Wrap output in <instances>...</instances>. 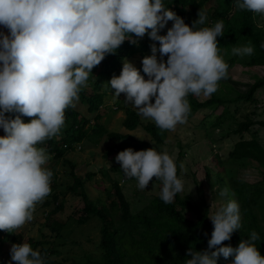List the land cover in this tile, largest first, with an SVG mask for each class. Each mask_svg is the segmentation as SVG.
Masks as SVG:
<instances>
[{
	"label": "clouds",
	"instance_id": "1",
	"mask_svg": "<svg viewBox=\"0 0 264 264\" xmlns=\"http://www.w3.org/2000/svg\"><path fill=\"white\" fill-rule=\"evenodd\" d=\"M233 3L264 17V0ZM197 15L186 24L164 0H0V128L5 133L0 136V230L15 233L33 219L36 205L51 193L54 174L46 166L49 154L40 145L60 133L65 110L75 107L93 68L125 40L136 44L134 37L147 34L158 45L151 44V55L142 58L144 75L124 58L120 74L106 83L115 97L125 94L124 101L161 130L173 131L186 123L190 94L209 97L217 92L219 82L229 75L218 49L223 21L207 25L203 8ZM169 21L172 26L161 35ZM253 53L251 42L232 49L240 57ZM22 117L32 119L25 122ZM115 161L141 191L153 177L160 181V199L166 204L184 190L167 151L129 147ZM179 169L181 175L186 171L183 163ZM218 195L223 202L207 216L213 225L207 249L190 247V258L183 264H217L220 256L232 257L230 264H264L257 232L236 247L223 243L242 222L239 203L229 189ZM13 262L46 264L41 252L24 241L11 245L8 264Z\"/></svg>",
	"mask_w": 264,
	"mask_h": 264
},
{
	"label": "trees",
	"instance_id": "2",
	"mask_svg": "<svg viewBox=\"0 0 264 264\" xmlns=\"http://www.w3.org/2000/svg\"><path fill=\"white\" fill-rule=\"evenodd\" d=\"M164 2L166 7L182 17L185 23L189 25L197 19L196 16L200 8L206 10L208 18H210L211 23L207 25L214 24L216 21H223L224 34L217 38L218 49L220 55L226 58L229 68L236 65L237 61L249 68L264 67V47H261L264 45V26L259 24L260 15L239 10L235 7L233 0H164ZM171 22L169 21L168 24ZM134 39L138 40L136 44L125 40L115 54H108L98 66L94 67L92 71L97 77L89 78L87 86L82 88L79 93V100L89 108L92 114H97L96 119L101 118L98 113L104 106L106 99V94L100 92L102 79L110 80L113 75L118 76L124 58L129 60L137 54L143 58L150 52L152 40L147 34L143 38L134 37ZM249 42L254 46V53L251 56L240 57L232 54L234 47H240ZM239 57L240 59H238ZM140 69L141 74L144 75L142 65ZM145 79H147L146 75ZM225 87L231 88L230 92L217 91L210 96L209 100L204 102L190 94L187 97L191 107L188 116L193 117L201 110L217 107L223 109L220 118L224 120L229 115V105L242 101L254 104L257 102L256 94L264 88V78L255 81L247 93L237 92L235 88L229 85ZM233 93H236L235 97L231 95ZM89 121L73 107L66 109L65 125L59 133H62L64 138L58 140L59 134H57L44 141L40 146H45L47 152L55 159L63 160L69 151L75 150L76 144L81 145L85 140L87 137L86 127L89 125ZM140 123V115L135 110L127 109L125 128L129 131H135L139 128ZM218 124L219 126L222 125L220 121ZM257 124L251 115H247L245 120L238 124L235 133L243 136ZM259 125L264 127V122H260ZM146 129L157 144L163 143L162 135L159 133L160 128L155 124H148ZM95 133L101 137L108 135L112 140H134L133 137L127 136L129 137L127 138L120 134L108 133L100 123H97ZM217 160L218 171L213 176L220 185V190L227 187L231 198L239 203L242 222L241 229L236 230L231 239L223 243L236 247L241 239H247L250 233L255 231L260 237L256 241V246L261 255L264 256V144L257 134H253L252 139H242L235 145L228 161L223 162L219 157ZM242 163L257 168L262 179L251 184L233 177L231 170L237 169ZM68 164L72 167V175L75 181L69 190L77 193L83 189L84 180L76 175L75 167L71 163ZM113 189L116 200H113L109 207L106 205L100 207L86 196L84 197L85 207L79 224H87L91 217L99 218L102 221L101 243L99 245L100 259L94 262L88 258L87 263L183 264L185 259L190 258L187 256V250L190 247L196 251L207 249V241L213 230V225L207 217L210 213L208 210L204 211L189 198L179 193L171 204L164 203L158 196L141 212L134 214L132 206L118 182L114 184ZM55 190V185H53L51 193L47 196V198L52 197L51 201L57 205L53 215L64 209L60 194H57ZM117 209L120 213L119 219L114 217ZM63 229V226L56 225L52 231L61 238ZM30 244L34 250L41 252L45 257L46 264H65L55 259L59 256V252L50 246L48 240L37 242L31 240ZM231 260L232 257L226 260L220 256L217 264H230ZM3 263H5L4 252L0 251V264Z\"/></svg>",
	"mask_w": 264,
	"mask_h": 264
},
{
	"label": "rangeland",
	"instance_id": "3",
	"mask_svg": "<svg viewBox=\"0 0 264 264\" xmlns=\"http://www.w3.org/2000/svg\"><path fill=\"white\" fill-rule=\"evenodd\" d=\"M196 18L198 19V15ZM210 23V18H208L207 24ZM259 24L264 26V17L260 16ZM171 26L172 22L161 30L160 34H165L167 28ZM153 43L158 45V42L152 41L151 44ZM148 55H151V50ZM157 56L159 58V53ZM223 58L226 61L224 56ZM129 61L140 69L142 65L140 54L135 55ZM92 75L90 79L97 77L93 71ZM262 78H264V67L249 68L237 61L236 65L230 66L228 78L221 80L217 91L230 92L231 88L225 87L229 85L235 88L237 92L247 93L254 82ZM102 80L100 92L106 94V99L104 106L98 113L100 119H96L97 114H92L80 100L73 107L80 112L82 117L90 120L86 127L87 137L85 140L81 145L76 144L75 150L69 151L63 160H57L47 152L50 159L46 166L54 174L51 188L55 185V192L60 194L64 209L53 215L57 205L51 201L52 197H46L36 205L33 219L15 230V233L0 230V251L4 252L5 261L3 264H8L10 247L15 241L16 243L24 241L30 244L31 240L35 242L48 240L50 246L59 252V256L55 259L61 263L89 264L87 263L88 258L94 262L99 261L102 221L99 218L91 217L87 224H79L85 207L84 197L86 196L100 207L101 205L109 207L112 201L116 200L113 186L118 182L132 206V212L138 214L150 205L156 197L160 196L161 184L160 181H155V177L149 182L146 190L141 191L137 188V182L134 178L124 176L119 163L115 161V156L126 148L131 147L133 150L139 151L155 147L158 151H167L175 160L179 176L184 181V190L181 195L189 198L204 211L208 210L211 213L223 202V198L218 195L220 185L213 176L218 171L217 157L223 162L228 161L235 145L242 139H252L253 134H257L264 144V127L259 125L260 122H264V88L257 92L255 104L242 101L229 105V115L224 120L220 118L223 109L216 107L201 110L193 117L188 116L186 123L177 125L173 131L160 130L163 143L159 145L146 129L148 124H155L151 119L140 116L141 123L137 130L129 131L125 128L127 109L136 112L137 110L124 101L125 94L122 93L119 98L112 94L106 83L109 79L104 78ZM231 95L235 97L236 93ZM198 98L204 102L209 100L210 96ZM247 115H251V118L258 124L249 133H245L243 136L237 135L235 130ZM22 119L28 122L32 118L22 117ZM219 121L221 126L218 124ZM97 123H100L108 133L133 137L134 140H112L108 135L98 136L95 133ZM2 134L5 133L0 128V136ZM62 138L64 135L61 133L57 139L61 140ZM44 148L46 149L45 146ZM67 162L75 167L76 175L84 180L83 189L77 193L69 190L75 181L72 175V167ZM181 163L186 169L183 175L179 169ZM231 171L232 176L236 179L251 184L262 179L259 170L253 166H248L246 163H242L237 169ZM119 214L117 209L114 215L115 219H119ZM56 225L64 227L61 238L52 231Z\"/></svg>",
	"mask_w": 264,
	"mask_h": 264
},
{
	"label": "built area",
	"instance_id": "4",
	"mask_svg": "<svg viewBox=\"0 0 264 264\" xmlns=\"http://www.w3.org/2000/svg\"><path fill=\"white\" fill-rule=\"evenodd\" d=\"M65 147H67V146H65Z\"/></svg>",
	"mask_w": 264,
	"mask_h": 264
},
{
	"label": "water",
	"instance_id": "5",
	"mask_svg": "<svg viewBox=\"0 0 264 264\" xmlns=\"http://www.w3.org/2000/svg\"><path fill=\"white\" fill-rule=\"evenodd\" d=\"M6 31V30H5Z\"/></svg>",
	"mask_w": 264,
	"mask_h": 264
}]
</instances>
